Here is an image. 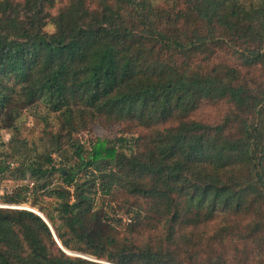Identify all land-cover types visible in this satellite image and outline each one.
Segmentation results:
<instances>
[{"label":"trees","instance_id":"obj_1","mask_svg":"<svg viewBox=\"0 0 264 264\" xmlns=\"http://www.w3.org/2000/svg\"><path fill=\"white\" fill-rule=\"evenodd\" d=\"M226 47L246 75L193 62ZM258 67L264 0H0V128L41 103L64 116L61 132H50L55 143L98 119L146 130L89 150L74 140L76 160L63 166L53 150L13 140L0 175L28 182L4 202L53 198L41 211L60 243L95 258L66 252L33 210L0 207V264H264V72H250ZM208 101L230 103L220 122L193 117ZM116 190L145 202L126 237L98 205ZM214 190L222 200L198 208L195 198ZM212 220L210 233H197ZM146 224L152 235L140 241L134 232Z\"/></svg>","mask_w":264,"mask_h":264},{"label":"rangeland","instance_id":"obj_2","mask_svg":"<svg viewBox=\"0 0 264 264\" xmlns=\"http://www.w3.org/2000/svg\"><path fill=\"white\" fill-rule=\"evenodd\" d=\"M19 1V0H17ZM158 4L166 6L169 0H156ZM54 10L53 12H55ZM45 30L52 32L54 26L48 24L45 27ZM195 64L202 65L204 69H210L212 67H218L223 69L225 67H233L240 71L243 75H246L248 70L242 66V62L239 59L238 53L233 47H226L221 51H218L215 55L210 58H203L199 56L197 60L193 61ZM253 74L251 77H260L262 72H264L263 67H258L256 70H250ZM4 86V82L0 80V87ZM230 107V103L226 101H208L205 102L196 112L192 115L195 119L205 121L208 123H218L226 114L227 110ZM64 116H60L57 113L49 111L41 103L37 107L27 108L22 111L20 118L16 122V126L12 128H0V157L3 158L2 152H5L9 149L10 144L13 140H27L29 143L27 148H31L33 145H36L39 150H53V156L60 165H68L76 160L74 149L71 143L74 140L84 144L86 150H89L92 146V142L97 139H105L113 141L119 135L125 134L127 136H136L146 132L142 127L131 128L127 125H119L117 123H110L103 119H98L91 122L87 128L74 133V135L62 136L57 139V142L49 139L50 132L56 134L61 132L60 126L63 121ZM59 134V133H58ZM71 137V139H70ZM73 138V140H72ZM59 140H61L59 142ZM22 152H27L28 149L22 148ZM16 159V158H15ZM15 161L18 164L20 161ZM54 182H62V177L60 173H56L53 177ZM28 182L27 180H20L18 178H11L9 175L2 177L0 175V191L2 192L0 201L4 202L2 199L3 195L10 193L16 187L20 186L23 183ZM215 190L209 192L206 195L197 196L195 203L198 208L208 209L212 206H215L216 203L222 200V197H216ZM100 195V194H99ZM41 199L42 204L32 205L33 197L29 195V202L26 203H9L11 205L18 206V208L29 207L35 208L36 210L41 211V207L47 208V210H52L54 199L48 197L47 195L43 196ZM104 204V207L109 214L111 220L114 222V226L117 227V231L121 232L122 237H126L130 231V222L132 220L134 209L136 207L144 206L145 202L142 199L129 196L124 192L116 190L114 194L109 196H101L98 199V205ZM126 204V206H124ZM42 205V206H41ZM26 208V209H29ZM34 210V209H31ZM44 215L45 213L42 212ZM215 220V219H214ZM212 220L211 223L214 221ZM210 223V224H211ZM216 226V223H212L211 226L205 224L197 229V233L200 235H205L210 233L212 229ZM150 225H144L137 230H135L134 235L140 241L144 240L148 235H152V232H147ZM83 254V253H81ZM90 258H95L93 255L83 254Z\"/></svg>","mask_w":264,"mask_h":264},{"label":"water","instance_id":"obj_3","mask_svg":"<svg viewBox=\"0 0 264 264\" xmlns=\"http://www.w3.org/2000/svg\"><path fill=\"white\" fill-rule=\"evenodd\" d=\"M33 211L36 212V213H38L41 217L44 218V220L49 224L50 228L52 229V231H53V233H54L56 239L58 240V238H57V236H56V233H55V231H54V228H53L52 224L50 223V221L48 220V218H47L46 216H44L43 214H41L40 212H37L36 210H33ZM58 242H59V244L61 245V247H62L66 252H68L69 254L85 256V255H83V254H81V253H77V252H73V251L67 250L66 248H64V246L60 243L59 240H58Z\"/></svg>","mask_w":264,"mask_h":264},{"label":"built area","instance_id":"obj_4","mask_svg":"<svg viewBox=\"0 0 264 264\" xmlns=\"http://www.w3.org/2000/svg\"><path fill=\"white\" fill-rule=\"evenodd\" d=\"M1 195H2V192L0 191V198H1ZM0 207H17L18 208V206L11 205L9 203H2L1 201H0ZM23 208H27V207L23 206Z\"/></svg>","mask_w":264,"mask_h":264},{"label":"bare ground","instance_id":"obj_5","mask_svg":"<svg viewBox=\"0 0 264 264\" xmlns=\"http://www.w3.org/2000/svg\"><path fill=\"white\" fill-rule=\"evenodd\" d=\"M27 208H29V207H27ZM30 209V208H29ZM31 209H33V208H31ZM38 212H40V211H38ZM41 213V212H40ZM42 214V213H41ZM45 216V215H44Z\"/></svg>","mask_w":264,"mask_h":264}]
</instances>
